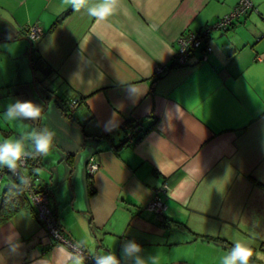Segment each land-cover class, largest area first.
<instances>
[{
	"label": "crops",
	"instance_id": "0c3cea01",
	"mask_svg": "<svg viewBox=\"0 0 264 264\" xmlns=\"http://www.w3.org/2000/svg\"><path fill=\"white\" fill-rule=\"evenodd\" d=\"M236 1L120 0L98 21L63 0H0V143L56 129L55 149L20 173L47 190L64 234L92 258L119 255L125 240L159 264H221L236 240L264 254V0L210 33L209 51L170 65L182 32ZM32 23L42 32L29 40ZM16 100L42 106L41 118L5 120ZM91 154L98 167L87 174ZM17 181L3 170L0 264H70L26 192L10 190ZM162 183L164 211L143 209Z\"/></svg>",
	"mask_w": 264,
	"mask_h": 264
},
{
	"label": "clouds",
	"instance_id": "9594fccd",
	"mask_svg": "<svg viewBox=\"0 0 264 264\" xmlns=\"http://www.w3.org/2000/svg\"><path fill=\"white\" fill-rule=\"evenodd\" d=\"M74 12L85 9L87 14L98 21L106 20L113 15L120 5V0H100L99 4L88 7V0H63ZM42 106L32 101L16 100L8 105L4 112V119L8 122L23 120L36 121L41 118ZM58 133L55 128L45 126L39 130L23 132L14 139H5L0 143V166H5L13 174H18V168L27 158L47 156L57 146ZM25 141H30L26 147ZM21 183L26 185L27 180L19 175ZM80 245L73 247L68 255L70 264H84V258L79 251ZM142 246L135 240H125L117 255L112 251L93 254L95 264H159L158 256H144ZM264 261V254L255 252L247 241L236 240L234 246L221 258V264H250L253 256Z\"/></svg>",
	"mask_w": 264,
	"mask_h": 264
},
{
	"label": "built area",
	"instance_id": "2783aa9c",
	"mask_svg": "<svg viewBox=\"0 0 264 264\" xmlns=\"http://www.w3.org/2000/svg\"><path fill=\"white\" fill-rule=\"evenodd\" d=\"M252 8L251 0H237L230 8V10L215 21L210 24H206L203 27L195 31H186L182 32L176 39V49L171 58V66H178L187 62V59L190 55V52L197 48L202 47L203 50L209 51L210 46L207 43L206 39L213 29H224L228 27L238 16L244 14L248 9ZM24 34L29 40L36 39L42 32L41 26L37 23H32L24 26ZM164 69V66H155L153 69L154 74L161 72ZM76 101L71 100L68 104L72 108L75 105ZM28 163L27 159L24 160L23 164L20 166H26ZM85 172L91 174L98 167V160L96 157L91 154L85 161ZM8 173L12 178H17L20 173V167L18 168V174H13L10 172L7 167L3 169ZM0 170V176L3 172ZM27 180V184L24 185L21 183L20 179L16 182L17 186L23 189L34 210L35 217L41 222L43 228L47 234L53 239V241L60 242L65 244L70 250L74 246L78 245L68 238L59 222L54 212L52 211L49 202L47 191L41 188H38L31 182L29 176H24ZM165 184L162 183L153 190L152 197L143 204V209L153 211L156 213H162L165 209V203L159 196V193L163 191ZM83 258H87L91 263L95 264L94 258L91 257L81 246L79 248Z\"/></svg>",
	"mask_w": 264,
	"mask_h": 264
},
{
	"label": "trees",
	"instance_id": "16d2710c",
	"mask_svg": "<svg viewBox=\"0 0 264 264\" xmlns=\"http://www.w3.org/2000/svg\"><path fill=\"white\" fill-rule=\"evenodd\" d=\"M251 9V8H250ZM250 9H248V10H250ZM247 10V11H248ZM246 11V12H247ZM30 51H31V49H30ZM34 59H35V56H34ZM34 59H33V55H32V53H30V61H34ZM58 103V105L61 107L62 106V108L64 107L63 105H61V103H59V101H57ZM63 111H64V109H63ZM66 113H64V115H65ZM72 155L73 154H67V157L68 158H71L72 157ZM72 159V158H71ZM28 161V160H27ZM68 162H70L69 160H68ZM10 190H18V191H20V190H22L20 187H18L17 186V184H16V187L15 186H12L11 187V189ZM47 191V190H46ZM16 197H18V196H12V198L11 199H8L9 201H12V203L15 201V198ZM10 209H8V208H2L1 207V210H0V218H5L9 213H10ZM172 223H174V224H178V222H176V221H174V220H172Z\"/></svg>",
	"mask_w": 264,
	"mask_h": 264
},
{
	"label": "rangeland",
	"instance_id": "374dc122",
	"mask_svg": "<svg viewBox=\"0 0 264 264\" xmlns=\"http://www.w3.org/2000/svg\"><path fill=\"white\" fill-rule=\"evenodd\" d=\"M215 30H219V29H213L212 31H211V33L213 32V31H215ZM27 51H29V48H27ZM30 74H31V70H30ZM32 86H33V84H32ZM34 91L37 93V91L34 89ZM68 120H70L69 119V117H66Z\"/></svg>",
	"mask_w": 264,
	"mask_h": 264
}]
</instances>
